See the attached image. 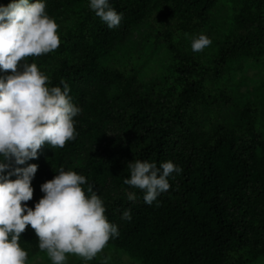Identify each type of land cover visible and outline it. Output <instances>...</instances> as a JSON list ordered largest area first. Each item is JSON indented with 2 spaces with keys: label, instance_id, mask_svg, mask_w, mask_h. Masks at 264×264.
<instances>
[{
  "label": "trees",
  "instance_id": "obj_1",
  "mask_svg": "<svg viewBox=\"0 0 264 264\" xmlns=\"http://www.w3.org/2000/svg\"><path fill=\"white\" fill-rule=\"evenodd\" d=\"M170 1L160 27L152 28L173 55L175 80L166 77L159 91L134 85L133 75L102 66L132 26L148 17L147 0H109L123 14L113 29L86 7L82 31H75L73 39L63 37L59 51L27 58L50 64L48 86L62 88L63 79L80 112L73 118L75 139L62 148L42 146L37 158L20 165L38 166L31 181L33 197L24 203L33 207L43 196L40 185L63 167L85 176V194L92 184L107 220L117 225L119 235L106 246L135 261L252 264L264 257V138L249 108L241 110L236 128L209 122L207 113L230 108L226 91L215 89L225 67L236 56H264V0H241L231 33L208 63L184 53L174 41L201 28L221 0ZM9 3L0 0V6ZM45 5L49 17L61 7L60 0H45ZM116 86L120 90L115 94L111 90ZM199 109L205 113L199 116ZM134 160L157 167L171 161L182 171L174 172L169 189L147 205L142 190L123 184L130 175L126 165ZM128 192L135 193V201H128ZM125 209L131 220L120 218ZM37 242L26 226L19 246L30 255L28 251L40 252Z\"/></svg>",
  "mask_w": 264,
  "mask_h": 264
},
{
  "label": "clouds",
  "instance_id": "obj_2",
  "mask_svg": "<svg viewBox=\"0 0 264 264\" xmlns=\"http://www.w3.org/2000/svg\"><path fill=\"white\" fill-rule=\"evenodd\" d=\"M45 7V0H12L0 6V72L11 70L0 76V264H26L27 253L18 240L29 225L38 238V249L51 264H66V254L90 261L119 235L117 225L104 215L103 201L93 185H87L86 195L85 176L72 170L58 168L51 180L40 185L43 196L38 202L31 208L24 203L33 197L31 181L38 166L20 165L37 158L42 146L62 148L75 139L73 118L80 112L63 79L62 88L48 86V77L27 61L60 44L58 25ZM88 7L108 29L119 26L123 14L109 0H88ZM209 44L210 39L200 33L192 36L190 48L200 52ZM126 168L130 175L123 184L142 190L147 205L169 189L168 178L174 172L182 171L171 161L157 167L155 162L134 160ZM126 195L128 201H135V193ZM120 218L131 220L130 209ZM108 259L102 264H108Z\"/></svg>",
  "mask_w": 264,
  "mask_h": 264
},
{
  "label": "rangeland",
  "instance_id": "obj_3",
  "mask_svg": "<svg viewBox=\"0 0 264 264\" xmlns=\"http://www.w3.org/2000/svg\"><path fill=\"white\" fill-rule=\"evenodd\" d=\"M60 0V9L53 14L52 18L58 25L57 32L60 44L56 51H59L63 44V37H75L76 32L82 31L80 25L85 13L83 9L88 7V0ZM12 2V0H8ZM84 2V3H82ZM149 15L140 24L132 26L127 38L122 43L115 46L109 55L102 61L105 69H119L126 75H133L134 85H142L144 89L150 90L152 87L156 91L160 90V83L169 78V82L175 80L172 74L173 55L168 50L162 40L157 41V32L153 31V26L160 27L159 19L165 6L171 3L170 0H147ZM241 0H221L210 12L208 20L204 25L191 32H186L177 37L174 43L184 53H192L208 63L214 60L215 55L222 48L226 38L231 33L233 16L237 14ZM49 16V15H48ZM70 30V31H69ZM203 33L210 39V44L200 52H193L190 48V41L193 35ZM187 34V35H185ZM73 39V38H72ZM31 59L30 57H28ZM54 59L52 63L55 61ZM38 70L47 75L50 64H40L35 61ZM51 63V64H52ZM11 74V70L0 72V76ZM215 89L225 90L229 101V109L217 111L214 116L207 113L209 122L217 125L224 123L227 127L236 128L240 113L243 109H250L251 115L257 119V127L264 138V56L261 57H238L229 63L224 74L217 79ZM117 86L112 89V93H119ZM199 116L205 113L198 110ZM197 113V114H198ZM264 156V152H262ZM26 257V264H51L46 253L29 252ZM66 264H102L105 257H108V264H141L123 251L114 247L105 246L97 256L90 261H83L81 258L66 254ZM252 264H264V257L259 258Z\"/></svg>",
  "mask_w": 264,
  "mask_h": 264
}]
</instances>
